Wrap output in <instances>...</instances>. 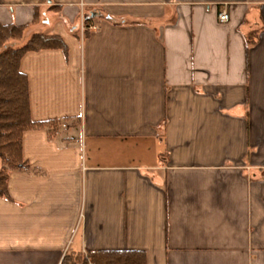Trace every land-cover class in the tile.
<instances>
[{"label":"crops","instance_id":"1","mask_svg":"<svg viewBox=\"0 0 264 264\" xmlns=\"http://www.w3.org/2000/svg\"><path fill=\"white\" fill-rule=\"evenodd\" d=\"M35 10L67 51L20 70L32 120L59 127L24 134L0 264H264V0H0V26Z\"/></svg>","mask_w":264,"mask_h":264},{"label":"trees","instance_id":"2","mask_svg":"<svg viewBox=\"0 0 264 264\" xmlns=\"http://www.w3.org/2000/svg\"><path fill=\"white\" fill-rule=\"evenodd\" d=\"M47 11L56 14L60 12L56 7L47 8ZM87 23L88 21L85 22ZM33 26L48 30L51 20L41 10H35L31 26H0V159L4 163V167L0 169L1 198L9 199L10 171L23 166L24 134L34 130H46L51 138L58 134L57 121L32 120L29 83L27 76L20 70V64L28 53L44 50L66 52L67 47L57 35H47L45 31L39 30L30 32ZM88 32L87 28L85 36H88ZM88 260L93 264H147L144 252H99L88 256L71 254L63 264H88Z\"/></svg>","mask_w":264,"mask_h":264},{"label":"built area","instance_id":"3","mask_svg":"<svg viewBox=\"0 0 264 264\" xmlns=\"http://www.w3.org/2000/svg\"><path fill=\"white\" fill-rule=\"evenodd\" d=\"M219 21L221 23H228L229 22V14L227 13V11H223L219 14ZM89 29H94L92 27H89ZM88 264H92L91 262H89Z\"/></svg>","mask_w":264,"mask_h":264},{"label":"rangeland","instance_id":"4","mask_svg":"<svg viewBox=\"0 0 264 264\" xmlns=\"http://www.w3.org/2000/svg\"><path fill=\"white\" fill-rule=\"evenodd\" d=\"M93 264V263H92Z\"/></svg>","mask_w":264,"mask_h":264}]
</instances>
